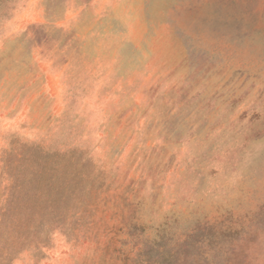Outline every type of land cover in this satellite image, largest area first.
<instances>
[{"label":"rangeland","instance_id":"obj_1","mask_svg":"<svg viewBox=\"0 0 264 264\" xmlns=\"http://www.w3.org/2000/svg\"><path fill=\"white\" fill-rule=\"evenodd\" d=\"M0 264H264V0H0Z\"/></svg>","mask_w":264,"mask_h":264}]
</instances>
